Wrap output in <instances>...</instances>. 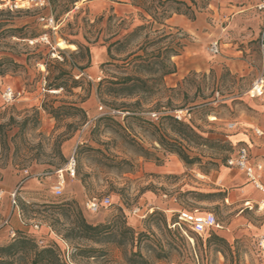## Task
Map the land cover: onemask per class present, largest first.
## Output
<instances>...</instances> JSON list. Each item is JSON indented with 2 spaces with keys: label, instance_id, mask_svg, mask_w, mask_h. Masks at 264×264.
<instances>
[{
  "label": "rangeland",
  "instance_id": "1",
  "mask_svg": "<svg viewBox=\"0 0 264 264\" xmlns=\"http://www.w3.org/2000/svg\"><path fill=\"white\" fill-rule=\"evenodd\" d=\"M183 1L191 7L183 8L187 14L173 13L164 24L142 29L123 54L148 38L174 33L184 44L171 58L177 71L150 82L151 93L118 98L104 93L105 79L133 73L136 66H103L109 60L103 42L150 24L147 13L129 0H81L67 13L51 4L36 9L25 0H0L3 27H16L13 36L0 30V59L10 58L0 62V245L11 241L15 230L42 245L56 243L66 254L68 244L70 264H133L141 255L148 264H264V203L262 209L245 208L237 193L249 179L240 173L237 181L239 170L227 162L247 143L252 158L264 163V135L254 132V127L264 130V99L248 93L264 72V0ZM49 14L57 17L54 28L40 19ZM98 33L99 41L92 42ZM65 38L90 46L89 65L85 51L57 45L68 42ZM217 39L220 52L214 54L210 45ZM61 71L66 89L48 90L49 78ZM8 86L23 90V96L6 102ZM45 105L63 107L55 116ZM176 110L186 113L184 123L198 136L172 121ZM230 122L237 123L234 129ZM72 156L77 176L68 178L57 196V170ZM17 189L24 225L11 206L10 193ZM94 196H110L111 203L93 213L87 201ZM182 208L212 211L224 227L243 221L239 228L250 222L256 227L226 244L216 236H222L221 228L202 236L170 228ZM81 215L104 225L102 241L75 235Z\"/></svg>",
  "mask_w": 264,
  "mask_h": 264
},
{
  "label": "trees",
  "instance_id": "2",
  "mask_svg": "<svg viewBox=\"0 0 264 264\" xmlns=\"http://www.w3.org/2000/svg\"><path fill=\"white\" fill-rule=\"evenodd\" d=\"M78 1L81 0H49L53 8L62 13L71 11L74 8L75 3H77ZM109 1L122 2V0ZM129 2L139 10H143L145 13H147L151 17L152 21L150 24L138 25L133 31L127 33L121 38H118L114 41L105 39L103 42V45L107 46V53L109 56V60L102 63L103 66L115 65L117 67H123L124 70L129 69L128 66H130L131 64L136 66V69L133 73L113 75L112 78H106L105 81L103 80L104 82H107L109 84L108 86H106V90L104 91V93H109L110 95L118 98H134L142 92L151 93L153 91V85L150 82L162 80L166 75L175 73L177 71V66L171 60V58L173 55L180 54V51L184 44L182 38L174 33H163L155 36L152 39L148 38L146 41L138 45L137 50L127 53V55H125L124 57L123 54L128 52V48L131 45L132 38L138 35L139 31L147 28L148 26H153V24L155 23L164 24V20L172 17L173 13L187 14V12L184 11L183 8H191L187 4V2L183 0H129ZM114 17L115 15H110L108 20L112 21ZM103 18V15L100 16L97 19V23H100ZM55 19L57 20V17H55ZM121 23H123V20H121ZM5 25L6 23L0 21L1 32H4L8 36H13V32L16 30V27L4 28L3 26ZM73 34L75 35L77 33ZM65 39L68 41V43L76 44L79 53L84 51L86 52V65H89L91 63L90 46L84 45L76 39ZM97 41H99V33L95 36V39L92 42ZM155 45H157L158 47L149 51V47H153ZM138 51H142L143 53H139ZM81 56L83 57V55ZM7 60H10V58L5 56L0 59V62ZM114 61H122V64H115ZM143 72H145V75H140L141 73L143 74ZM65 74L66 72L61 71L54 79L49 78L47 89H66ZM104 82H100L99 85H102V83ZM78 83L79 81L75 80L73 86H78ZM137 102H139V100H137ZM45 107H47L46 109L49 113L58 116L59 110L63 106L54 107L53 105H45ZM69 107H74L76 110H80L83 112V109L80 106L71 105ZM127 110L130 111L129 109ZM170 118L176 125H180L182 128L185 127L186 124L184 122H186L187 120L186 117L179 120L174 112ZM186 127L188 128V132L193 135H197V133L191 127L187 125ZM177 130L182 132L181 129ZM183 134L185 133L183 132ZM241 145H246L250 150V147L247 143ZM169 150L178 153L183 159H186L185 154L179 149L170 148ZM20 211L22 214V219L24 220L23 224H25L27 222L26 216L24 210H22L21 207ZM154 214H158V212L154 211L153 215ZM175 220H173L172 222H174ZM77 226L79 228V231H77L75 235H78L81 238L93 240L96 242L102 241L105 238L103 234L105 231L104 225L91 224L87 222L82 215L78 219ZM168 226L170 227L169 222ZM214 232L215 229L211 231V233ZM13 233L15 237H13L11 241L4 245H0V264H70L71 257L69 259L67 254L65 253V250H62L58 244L50 243L42 245L40 241L36 240L32 235L26 234L24 232H19L18 234L15 230ZM72 234L73 233L66 234V238H70ZM216 236L224 243H229L227 238L219 235ZM132 239H134V237ZM80 251H82L83 253H87L89 250L80 249ZM136 263L148 264L147 260L142 255L140 259L138 261H134L133 264Z\"/></svg>",
  "mask_w": 264,
  "mask_h": 264
},
{
  "label": "built area",
  "instance_id": "3",
  "mask_svg": "<svg viewBox=\"0 0 264 264\" xmlns=\"http://www.w3.org/2000/svg\"><path fill=\"white\" fill-rule=\"evenodd\" d=\"M27 2V6L30 8L43 9L49 6V0H25ZM18 8L20 5L18 3L15 4ZM42 21L45 22L47 26L55 27L57 21L53 14L43 15L40 17ZM210 51L214 54L220 52V44L218 39L213 41L210 45ZM54 57H58L62 59L60 55L57 53H52ZM249 95L252 98H262L264 99V72L259 74L252 82L250 89L248 90ZM23 96V90H17L13 86H8L4 91V100L6 102H13L17 100L19 97ZM176 117L181 120L186 116L183 110L175 111ZM236 122H230L228 124L229 129H234L236 127ZM254 132L258 136L264 135V130L260 127H254ZM229 167L236 168L244 172L249 181H251L256 188L260 191L264 192V182L262 181V173L264 171V163L261 161H255L251 155L250 150L246 145L239 146L228 158L227 160ZM78 173V163L75 156H72L67 164L57 170L58 179L53 186V192L57 196H61L64 193L65 185L67 184L68 178H75ZM11 198V206L12 210L19 219L24 222L22 219V214L20 211L19 201H18V189L10 193ZM111 203L110 196H105L102 199L99 197H91L87 201L88 209L96 213L98 212L102 206L108 205ZM249 204V202H248ZM253 208V205H249ZM8 222V221H6ZM170 227L176 228L179 227L184 232L190 230L196 234L204 235L210 234L212 230L216 228L222 227L220 222L218 221L216 214L212 211L200 212L197 209H187L182 208L177 211V219L174 222L169 221ZM36 228H39V225H35ZM14 232V231H13ZM43 240H40V243L43 244ZM260 247L261 251L264 253V235L260 239ZM67 256L70 259V251L67 244Z\"/></svg>",
  "mask_w": 264,
  "mask_h": 264
},
{
  "label": "crops",
  "instance_id": "4",
  "mask_svg": "<svg viewBox=\"0 0 264 264\" xmlns=\"http://www.w3.org/2000/svg\"><path fill=\"white\" fill-rule=\"evenodd\" d=\"M96 53H97V60H98L100 52L97 50L95 51V54ZM240 171L241 170H239V172L236 173L237 177L240 175V173L242 174L244 173L243 171L241 172ZM241 179L242 178L238 177L237 181L240 182ZM262 181L264 182V171L262 173ZM237 194L239 195L241 199H243V202H244L243 205L245 206V208L252 209V207H250L249 205H253V208L255 206H259L260 209L263 208L262 203H264V192L256 188V186L251 181L244 182ZM21 224L24 225L22 221H21ZM240 224H245V223L244 221L243 222H233V224L230 225L229 227H224V226L220 227L221 229H223L221 230V235L227 238L228 241L233 242L237 236L244 235V233H250V228H252V226L256 227L250 222L249 226L247 227L245 226L246 228L244 227L239 228ZM20 228H22V226ZM261 233H262L261 235L263 236L264 226H263V231H261Z\"/></svg>",
  "mask_w": 264,
  "mask_h": 264
},
{
  "label": "bare ground",
  "instance_id": "5",
  "mask_svg": "<svg viewBox=\"0 0 264 264\" xmlns=\"http://www.w3.org/2000/svg\"><path fill=\"white\" fill-rule=\"evenodd\" d=\"M22 7V6H21ZM57 45L60 47V48H63V49H65V48H71V49H76L77 48V45L76 44H74V43H68V42H66L65 40H59L58 42H57Z\"/></svg>",
  "mask_w": 264,
  "mask_h": 264
}]
</instances>
